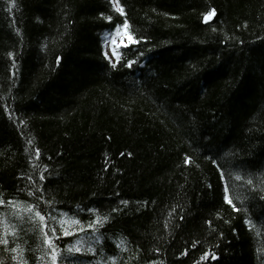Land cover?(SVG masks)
Listing matches in <instances>:
<instances>
[{
    "label": "trees",
    "instance_id": "16d2710c",
    "mask_svg": "<svg viewBox=\"0 0 264 264\" xmlns=\"http://www.w3.org/2000/svg\"><path fill=\"white\" fill-rule=\"evenodd\" d=\"M118 4L0 0V264H264V0Z\"/></svg>",
    "mask_w": 264,
    "mask_h": 264
},
{
    "label": "bare ground",
    "instance_id": "6f19581e",
    "mask_svg": "<svg viewBox=\"0 0 264 264\" xmlns=\"http://www.w3.org/2000/svg\"><path fill=\"white\" fill-rule=\"evenodd\" d=\"M112 4L114 5V7H119V4L117 2V4H114V0H111ZM119 15L120 13L117 12ZM214 15L212 13L209 14V16L207 17V19L204 18V20L207 21H211L213 19ZM203 20V23H204ZM123 33V35L121 34ZM122 35V40H118V38ZM109 37V39L107 40V38ZM103 42H104V53H108V55L106 57L107 61L111 64H114L117 60V58L119 57V54L117 55L116 53L113 52V48L115 49H125L128 48L132 43H135L136 41L134 40V38L128 33L125 32V30H114L110 33H104L103 37Z\"/></svg>",
    "mask_w": 264,
    "mask_h": 264
},
{
    "label": "snow or ice",
    "instance_id": "6c2138e0",
    "mask_svg": "<svg viewBox=\"0 0 264 264\" xmlns=\"http://www.w3.org/2000/svg\"><path fill=\"white\" fill-rule=\"evenodd\" d=\"M116 2H118V0H114V4ZM115 10L117 12H119L121 15L124 14V10H123V7L122 6L121 7H115ZM108 19L111 20V17H108ZM205 19H207V17ZM105 55L107 56L108 53H105ZM131 63H132V61H129V66H131ZM29 143H31V141H29ZM186 162H187V158H186ZM237 178L239 179V177H237ZM28 179L31 180L32 178L31 177H28ZM40 179L41 180L44 179L43 175H41ZM249 183H251V181H249ZM28 194L29 195H32L33 193L30 191ZM225 200H226L227 203L232 204V201L227 196L225 197ZM3 203H4V201L3 200H0V204H3ZM33 207H35V206L29 205L26 210L29 211V212H31L32 209H33ZM233 207H234V210H237V211L239 210V209H235V206L234 205H233ZM89 211H92V210L90 209ZM16 215H19V213H16ZM35 215L37 217H39L41 221H44L45 217L39 211H36ZM52 231H53V235H54L55 234V229H52ZM64 234L65 235H68L69 233L68 232H65ZM45 237H46L45 243L48 244L49 248L51 249L49 255L51 256L52 264H56V260H57L56 245L53 243L52 238H48L47 237V233L46 232H45ZM0 244L7 245L8 244V240L6 238L0 239ZM11 251L12 252H16L17 251V248H12ZM69 251H72V248L71 247L69 248ZM76 251H79V248H76ZM12 259L15 260L16 257L13 256ZM25 264H26V262H25Z\"/></svg>",
    "mask_w": 264,
    "mask_h": 264
},
{
    "label": "rangeland",
    "instance_id": "374dc122",
    "mask_svg": "<svg viewBox=\"0 0 264 264\" xmlns=\"http://www.w3.org/2000/svg\"><path fill=\"white\" fill-rule=\"evenodd\" d=\"M121 34L123 35V33H121ZM121 34H120V35H121ZM122 35L118 38V40H122V38H123ZM108 39H109V37L107 38V40H108Z\"/></svg>",
    "mask_w": 264,
    "mask_h": 264
},
{
    "label": "water",
    "instance_id": "95a60500",
    "mask_svg": "<svg viewBox=\"0 0 264 264\" xmlns=\"http://www.w3.org/2000/svg\"><path fill=\"white\" fill-rule=\"evenodd\" d=\"M204 22H205V23H208L209 21H207V20H204Z\"/></svg>",
    "mask_w": 264,
    "mask_h": 264
}]
</instances>
